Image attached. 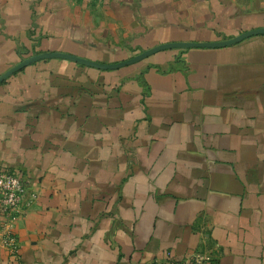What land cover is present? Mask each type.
<instances>
[{"label":"crops","instance_id":"1","mask_svg":"<svg viewBox=\"0 0 264 264\" xmlns=\"http://www.w3.org/2000/svg\"><path fill=\"white\" fill-rule=\"evenodd\" d=\"M264 0H0V169L34 204L0 264H264ZM2 231L0 230V237Z\"/></svg>","mask_w":264,"mask_h":264},{"label":"built area","instance_id":"2","mask_svg":"<svg viewBox=\"0 0 264 264\" xmlns=\"http://www.w3.org/2000/svg\"><path fill=\"white\" fill-rule=\"evenodd\" d=\"M78 2L81 0H68ZM90 2L97 0H88ZM37 195L26 186L24 179L17 173L0 169V247L4 248L12 258L20 254L19 239L15 232V224L31 208ZM154 264H169L156 262ZM172 264H210L208 258L194 252Z\"/></svg>","mask_w":264,"mask_h":264},{"label":"water","instance_id":"3","mask_svg":"<svg viewBox=\"0 0 264 264\" xmlns=\"http://www.w3.org/2000/svg\"><path fill=\"white\" fill-rule=\"evenodd\" d=\"M259 34H264V28H259V29H254V30H250L247 31L245 33H242L241 35L230 39V40H225V41H217V42H180V43H167V44H162L154 49H152L150 52H154V51H158V50H162V49H166V48H172V47H185V48H189V47H223V46H229L232 44H235L247 37L253 36V35H259ZM145 55H147V53L139 55L135 58L129 59L127 61L121 62V63H117V64H104V63H95V62H89L87 60L81 59L79 57L73 56V55H69V54H61V53H53V54H42V55H37L34 56L30 59H27L26 61L22 62L20 65H17L15 67H13L12 69H10L9 71H7L6 73H4L3 75L0 76V82H2L3 80H5L8 76H10L11 74L15 73L16 71H18L19 69H21L23 66H25L26 64L37 60V59H41V58H46V57H51V56H56V57H63V58H67V59H71L74 61H77L79 63L82 64H88L91 66H95L98 68H115V67H120L129 63H132L134 61H136L137 59H140L142 57H144Z\"/></svg>","mask_w":264,"mask_h":264}]
</instances>
